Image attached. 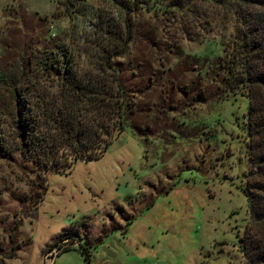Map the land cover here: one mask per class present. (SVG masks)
I'll return each instance as SVG.
<instances>
[{"label": "rangeland", "instance_id": "obj_1", "mask_svg": "<svg viewBox=\"0 0 264 264\" xmlns=\"http://www.w3.org/2000/svg\"><path fill=\"white\" fill-rule=\"evenodd\" d=\"M249 8L239 0H0V70L29 59L30 80L37 50L55 43L78 73H94L109 46L101 21L125 30L128 19L131 39L114 60L134 106L98 159L45 174L36 206L18 199L32 174L19 158L0 157L2 264L245 263L249 100L207 71L236 46Z\"/></svg>", "mask_w": 264, "mask_h": 264}, {"label": "trees", "instance_id": "obj_2", "mask_svg": "<svg viewBox=\"0 0 264 264\" xmlns=\"http://www.w3.org/2000/svg\"><path fill=\"white\" fill-rule=\"evenodd\" d=\"M239 1L255 9L243 15L245 28L239 31L229 56L217 58L207 72L221 76L220 82L231 89L245 88L249 100L250 168L244 187L249 211L239 249L243 264H264V0ZM101 22L109 46L103 47L99 66L90 75L78 73L68 51L56 43L37 50L39 75L34 74L32 80L26 77L29 59L24 65L8 63L0 70V157L19 158L33 177L32 188L27 196H19L20 201L34 206L40 202L37 192L44 193L47 172L62 174L77 161L98 159L133 112L121 62L114 60L124 54L131 39L130 21L125 20V30ZM18 226L15 222V229ZM9 237V242L15 241L12 231ZM64 237L65 233L51 247ZM82 251L87 252L88 261L90 254Z\"/></svg>", "mask_w": 264, "mask_h": 264}]
</instances>
